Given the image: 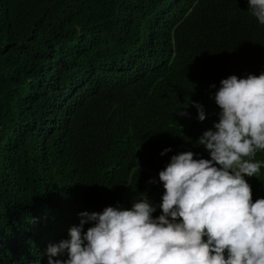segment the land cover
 <instances>
[{
    "label": "trees",
    "instance_id": "16d2710c",
    "mask_svg": "<svg viewBox=\"0 0 264 264\" xmlns=\"http://www.w3.org/2000/svg\"><path fill=\"white\" fill-rule=\"evenodd\" d=\"M262 72L247 0H0V264H47L83 211L158 206L172 155L210 158L220 81Z\"/></svg>",
    "mask_w": 264,
    "mask_h": 264
},
{
    "label": "clouds",
    "instance_id": "9594fccd",
    "mask_svg": "<svg viewBox=\"0 0 264 264\" xmlns=\"http://www.w3.org/2000/svg\"><path fill=\"white\" fill-rule=\"evenodd\" d=\"M247 10L264 25V0H247ZM212 98L218 122L196 141L210 158L172 155L158 173V206L146 197L127 209L79 213L69 239L47 246V264H264V198L253 200L246 179L264 168L256 159L264 153V72L230 75ZM191 103L203 122V105Z\"/></svg>",
    "mask_w": 264,
    "mask_h": 264
}]
</instances>
